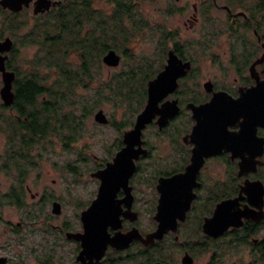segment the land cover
Listing matches in <instances>:
<instances>
[{"label": "flooded vegetation", "instance_id": "flooded-vegetation-1", "mask_svg": "<svg viewBox=\"0 0 264 264\" xmlns=\"http://www.w3.org/2000/svg\"><path fill=\"white\" fill-rule=\"evenodd\" d=\"M36 1L20 11L0 4V41L7 36L14 40L9 57L25 47L19 35L37 31L40 19L64 2L36 13ZM147 1L151 0L123 3L124 23L131 35L127 51H118L121 60L116 66L131 64L133 41L142 44L153 34V51L136 59V72L146 85V99L137 116L147 106L154 80L160 96L153 117L132 144L125 135L136 119L106 148V157L98 160L93 154L97 160L89 172L90 195L83 200L84 187L78 195L74 189L78 211L73 219L56 224L47 213L42 218L41 213L27 212L21 220L7 216L5 210L11 205L28 208V195L31 202L50 200L52 216L60 218L63 210L56 212L54 203L63 209L64 202L49 190L32 192L28 183L35 154L31 146L38 139L44 144L54 133L34 131L37 121L22 115L36 113L33 105L22 112L15 99L7 105L1 98L0 113L29 119V126L6 131L0 122L6 140L0 143V264H67L58 255L56 240L45 247L50 241L49 224L58 238L71 244L68 264H226L235 263L238 247L249 255L243 257L245 263H264V0H153L160 6H155L152 23L141 15ZM93 4L110 13L117 7L112 0H93ZM24 12L30 17L26 26L1 31L6 15ZM13 90L16 98L15 82ZM47 97L42 95L44 100ZM109 123L111 119L105 124ZM72 136L61 139L63 149L77 144L76 133ZM49 145H43L44 152ZM128 146L123 163L115 164L117 153ZM72 167L77 173L78 165ZM103 174L112 185L106 190L103 231L93 239L92 250L83 253V211L98 198ZM52 183L56 188L57 180ZM164 200L169 229L162 237L148 239L159 227ZM215 216L217 224L212 220ZM229 222L237 224L219 232V226ZM208 252L210 258L204 263L202 257Z\"/></svg>", "mask_w": 264, "mask_h": 264}, {"label": "trees", "instance_id": "trees-1", "mask_svg": "<svg viewBox=\"0 0 264 264\" xmlns=\"http://www.w3.org/2000/svg\"><path fill=\"white\" fill-rule=\"evenodd\" d=\"M112 1L117 7L110 13L95 6L93 0H64L59 9H52L40 19L42 22L38 24L37 31L27 30L19 35V42L24 45L36 43L39 46L34 58L19 61L16 50L7 61L8 68L16 71V107L22 112L32 105L38 109L33 114L29 111L22 113L29 115L33 123L37 121L32 126L34 131L51 132L54 119L60 116V123L76 133L77 128L73 124L77 122L70 119L75 116L62 113L64 106L76 104L80 88L92 87L96 73H100L99 68H102L103 56L109 49L127 51L131 34L124 23L126 13L122 6L125 0ZM29 18L27 12L13 17L6 15L1 31L19 30L26 26ZM120 74H114L111 81H102L103 85L97 88L99 98L83 106L84 115H90L99 106L106 89H110L113 96L119 94L123 100L130 101L132 92L125 90L126 86L118 89L120 85L115 84ZM44 94L48 96L45 100L42 98ZM36 100L42 103L35 105ZM29 119L15 120L10 114L0 113V122L6 131H23L29 126Z\"/></svg>", "mask_w": 264, "mask_h": 264}, {"label": "rangeland", "instance_id": "rangeland-1", "mask_svg": "<svg viewBox=\"0 0 264 264\" xmlns=\"http://www.w3.org/2000/svg\"><path fill=\"white\" fill-rule=\"evenodd\" d=\"M155 6L159 7L160 3H155L153 0L145 2V10L141 15L149 22H151L152 18L157 15ZM1 18L2 16L0 15V19ZM152 35L153 34H149L146 41L142 44L133 41L134 43L132 44V49L135 52V55L131 64L130 62L129 64L121 63L119 66L114 67L106 65L102 62V68H99L100 73H96L92 87L80 88L76 104L74 106L70 104L64 106L62 113H72L75 117H70V119L72 121L76 120L77 122V124H73L74 127L76 126L77 128L76 138L74 141V143L77 144H75V146L64 147L63 149L61 139L63 137L69 139L74 133H72L70 129H67L65 124L60 123V116H58V118L56 117L52 123V132L54 135H48V137L44 139V144L41 142L42 140L38 139L39 142H36L33 146H31L33 147L32 150L35 154L32 157L33 161H31L34 165L31 175L28 177V183L32 188V192L39 191L40 193H44L49 190L52 193L54 192L59 198L61 197L64 202L62 217L60 218V215L52 216V203L50 200H46L44 202H31L32 199L30 198V195H28V201H30L27 203L28 208L20 207L19 205H11L5 210L8 213L7 216L11 215L15 220H21L25 219L27 212H32L33 214L41 213L42 218H44L47 213L56 224L60 223L63 218H74V214L78 211V200H76V197L79 189H82L83 187L85 188L80 191L82 193L81 197L83 200L90 195L92 182L89 172L97 160L93 154L98 156V160L107 156L108 153L106 148H108L111 142L113 143L115 139L118 138L119 134L122 133L127 126H129L128 124L132 123L136 119L137 113L146 99V85L144 84L143 79H141L139 73L136 72V59L137 56L142 54V52L150 54L153 51V42L151 40L153 39V37H151ZM38 49L39 46L37 44H29L28 46L25 45V47L23 46L22 50L18 52L19 55L17 56V59L20 61L23 58H34ZM40 69H43V67H40ZM119 73L122 74L116 77L117 80L115 84L120 85L118 89L126 86L125 90L132 92L133 97L130 98V101L123 100L122 97L118 96L119 94H115V96H113V94H111V90L106 89L104 91V99L100 102L99 106H97L90 115H84L83 106L92 103V100L94 101L99 98L97 96V88L103 85L102 81H104L103 83L111 81L112 76ZM2 84V78L0 76V87ZM104 87L108 86L105 85ZM1 101L0 96V103ZM100 108L103 109L108 118L112 120L111 124L104 123V125L103 123L101 124L95 120V113ZM71 120H69V122ZM2 126L4 127L5 125L2 123ZM3 134L4 132L1 131V145H3L6 141ZM119 138L121 139V136ZM46 143H49L50 145L46 148L47 151L44 152L43 145ZM118 146L119 140L114 145V152ZM74 164L78 165L77 173L73 172L72 166ZM6 178L7 175L2 173L1 179L6 180ZM54 179L57 180L56 188L51 187V185H53L52 180ZM74 189H76L77 195L73 194ZM32 218H35V216L33 215ZM43 228H45L44 225ZM47 229L49 231L48 236L50 241L46 244L48 246L45 245V247L50 248L52 244L51 241L54 240L55 243L56 240V243H58V255L63 257V261L65 263H70L71 244L66 243L60 239V237L58 238L55 235L56 229H53L51 224H49ZM243 250V247L236 248L234 251L236 257L233 261L235 263H229L231 261H228L226 264H249L245 263L243 259V257H249L248 253L246 254ZM210 254L211 252H208L207 255H203L202 262L207 263V260L210 258ZM225 255L228 256V253L226 252ZM248 260L249 258H247V261Z\"/></svg>", "mask_w": 264, "mask_h": 264}, {"label": "water", "instance_id": "water-1", "mask_svg": "<svg viewBox=\"0 0 264 264\" xmlns=\"http://www.w3.org/2000/svg\"><path fill=\"white\" fill-rule=\"evenodd\" d=\"M32 0H0V4L4 8H8L10 10L14 11H20L25 6H29L30 2ZM62 1H54V0H37L35 2V12H46L51 9L52 6H55L58 3H61ZM14 46V40L7 36L5 39L0 41V73L2 75V81L3 85L0 88V94L1 98L3 99L4 103L9 105L12 104L15 99V93L13 90L14 82L16 79V71L8 69L7 66V60L9 58V52L12 50ZM121 60V54L114 48L109 49L108 52L103 56V62L106 65L109 66H116L120 63ZM167 73V72H166ZM159 93L155 88V82L154 80L150 81L149 88H148V102L145 110L143 113L139 114L136 118V122L133 128L126 130L125 139L126 142H130L131 144L137 140V138H140L142 129L146 125L147 122H149L153 117V107L156 103V101L159 98ZM218 100V99H216ZM95 120L100 123H107L109 122V118L106 115V113L103 111V109H99L95 113ZM198 130L200 128H197ZM196 130L197 132H199ZM131 148V146L123 148V150L119 151L117 153V156L115 158V164H121L123 163L124 159L127 156V151ZM105 170L102 172L104 173ZM102 184L99 196L96 200L93 201V203L83 211V219L85 223V237L86 241L83 243L84 250L83 253H88L92 250L91 243H93V239L99 234V232L103 231V223L105 221V207L108 204L107 196H106V190L110 189L112 185L107 181L108 178L102 176ZM168 201V199L166 198ZM169 202V201H168ZM167 202L163 201V209L160 210L162 213L160 214V224L157 230L150 233L147 238L148 239H154L156 237H162L164 233L169 229V222H170V214L167 208ZM54 210L56 212H61V204L55 202L54 203ZM217 216L212 218L213 222L217 224ZM231 224H237V223H226L224 227L219 226L220 230L219 232H223L226 230L229 225ZM220 225V224H219ZM218 226V225H216ZM80 237V235H79ZM146 238V239H147ZM103 251L100 253L99 256H102ZM100 258V257H99ZM98 258V259H99ZM90 264V263H85ZM152 264H162L159 262H155Z\"/></svg>", "mask_w": 264, "mask_h": 264}]
</instances>
